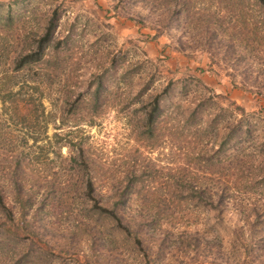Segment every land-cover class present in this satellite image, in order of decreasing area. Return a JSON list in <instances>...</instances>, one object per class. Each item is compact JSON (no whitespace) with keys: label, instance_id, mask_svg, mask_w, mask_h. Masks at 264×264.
I'll use <instances>...</instances> for the list:
<instances>
[{"label":"rangeland","instance_id":"1","mask_svg":"<svg viewBox=\"0 0 264 264\" xmlns=\"http://www.w3.org/2000/svg\"><path fill=\"white\" fill-rule=\"evenodd\" d=\"M231 103L264 113L255 0H0V264H264V121Z\"/></svg>","mask_w":264,"mask_h":264},{"label":"trees","instance_id":"2","mask_svg":"<svg viewBox=\"0 0 264 264\" xmlns=\"http://www.w3.org/2000/svg\"><path fill=\"white\" fill-rule=\"evenodd\" d=\"M259 5L260 7L264 10V0H255ZM10 18V16L8 17ZM56 26V14H54L50 20H49V24L46 28V31L45 33L41 36L40 40H39V44L36 48V50L34 52H31V53H28L26 54L25 56L22 57L21 60L17 61V66H16V69H19L22 67L23 63H29L31 61H39L40 59H42L46 49L48 47H50L52 41H53V29L54 27ZM150 61V60H149ZM173 81H171L165 88L164 90H162L159 94H157L156 96H154L152 98V101L151 102H148V104L146 103L143 107H144V112H145V117H144V125L145 127H147V130L148 131H151L154 126L156 125L157 121L159 120L160 116L162 115V108H161V100L163 99V97L167 96L168 93L170 92L171 90V87L173 85ZM249 88V86H248ZM151 89L150 87V84H147L145 86V88L142 90V92H140L139 95H146L148 93V91ZM100 91H101V87L98 86L94 92H93V99L95 100V102H98L101 98V95H100ZM215 96H210L203 100L202 102V106H205V104L209 101L208 100H212L214 99ZM231 106L235 107L236 111L238 114H236L238 118V124H239V127L243 128L244 126L246 127L247 129V133L249 135V137L251 136L252 137V132H253V127L257 126L258 124V121L255 120V122L252 120V118L254 117L255 119L257 118L258 120H262L264 121V113L262 111H259V112H255V113H248L246 111V109L240 105H238L237 103H231ZM222 111L225 113L228 111V108H224L222 107L221 108ZM195 112H197V109L190 113L189 114V119L192 117L195 116ZM187 119V120H189ZM218 118L215 117V118H211L210 119V122L208 123L209 124V128L211 127H216V123L218 122L217 121ZM234 131V132H233ZM231 133L228 132L227 135H225L223 137V139L221 140L220 142V145H219V148L218 150L216 151L217 153L219 152H223V151H226L230 148V141L233 139L234 136V133L236 132L235 130H233ZM89 185H87V187L89 188V190L91 191H95V188H94V182L90 179L89 182H88ZM126 188L130 187L129 184L125 186ZM125 192H121L120 194H118V199L121 201L124 199L125 197ZM1 198V196H0ZM208 201H205L207 203V205H209L211 208H213V206L215 205V200H214V197H210L209 199L206 198ZM219 203H221V200L219 201ZM99 205V204H97ZM98 207V206H96ZM99 209H102L104 211H108L109 213H111L112 215H115L117 216L119 219L122 218L121 216L119 217L117 212L115 211V207L112 208L111 210H107V208L103 207L102 208H99Z\"/></svg>","mask_w":264,"mask_h":264}]
</instances>
